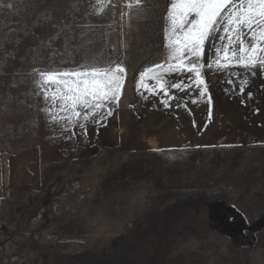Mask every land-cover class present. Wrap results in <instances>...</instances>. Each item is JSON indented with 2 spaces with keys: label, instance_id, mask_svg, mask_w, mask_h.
<instances>
[{
  "label": "rangeland",
  "instance_id": "374dc122",
  "mask_svg": "<svg viewBox=\"0 0 264 264\" xmlns=\"http://www.w3.org/2000/svg\"><path fill=\"white\" fill-rule=\"evenodd\" d=\"M129 3L0 0V264H264V141L225 127L164 148L130 131L168 36L166 0ZM109 62L118 103L69 138L34 69Z\"/></svg>",
  "mask_w": 264,
  "mask_h": 264
},
{
  "label": "snow or ice",
  "instance_id": "6c2138e0",
  "mask_svg": "<svg viewBox=\"0 0 264 264\" xmlns=\"http://www.w3.org/2000/svg\"><path fill=\"white\" fill-rule=\"evenodd\" d=\"M141 0H131L139 4ZM167 11L168 54L165 64L148 69L160 93L169 99L167 89L180 90L183 81L167 84L164 74L191 73L200 93H208V83L201 70L218 71L233 64L264 72V0H169ZM103 11V9H99ZM221 41L222 53L210 62H202L206 44ZM171 61V62H169ZM159 70V71H156ZM36 87L46 105L43 109L50 122L69 138L75 129L86 131L85 121L100 122L112 114L111 104H117L123 87L125 69L121 63H90L75 70L34 69ZM143 76V74H141ZM206 75V74H205ZM249 83L242 80L239 89ZM167 85V88L165 87ZM190 86V85H189ZM208 100H211L209 95ZM167 105L168 101H162Z\"/></svg>",
  "mask_w": 264,
  "mask_h": 264
},
{
  "label": "crops",
  "instance_id": "0c3cea01",
  "mask_svg": "<svg viewBox=\"0 0 264 264\" xmlns=\"http://www.w3.org/2000/svg\"><path fill=\"white\" fill-rule=\"evenodd\" d=\"M165 5L167 16L169 0ZM166 27L167 21L165 33ZM166 40L163 52L157 56L159 61L145 69L141 73L143 76L140 74L134 84L133 102L127 111L130 131L164 148L193 145L207 137L210 130L225 127L251 139L264 141V72L257 68L253 75L251 70L235 64L221 71L215 66L210 71L202 69L208 83V93L204 96L200 95L202 87H197L194 82V74L167 73L164 74L167 84L183 81L180 90L167 89L169 96H175V99H169L160 93L152 79L153 72L148 71L156 64H165L168 38ZM222 47L221 41L206 44L202 62L222 56L218 52L213 55L215 49ZM242 80L249 83L240 90ZM209 95L210 101L207 98ZM164 100L168 101L167 105L162 103Z\"/></svg>",
  "mask_w": 264,
  "mask_h": 264
},
{
  "label": "bare ground",
  "instance_id": "6f19581e",
  "mask_svg": "<svg viewBox=\"0 0 264 264\" xmlns=\"http://www.w3.org/2000/svg\"><path fill=\"white\" fill-rule=\"evenodd\" d=\"M134 199H135V198H134ZM117 208H118V207H117ZM113 210H114V209H113ZM113 210H112V211H113ZM106 235H107V234H106ZM105 241H106V240H105ZM96 242H97V241H96ZM100 242H101V241H100ZM107 243H108V242H107Z\"/></svg>",
  "mask_w": 264,
  "mask_h": 264
}]
</instances>
